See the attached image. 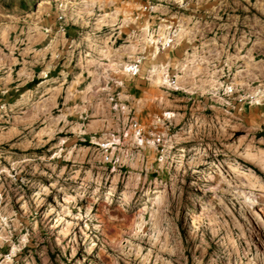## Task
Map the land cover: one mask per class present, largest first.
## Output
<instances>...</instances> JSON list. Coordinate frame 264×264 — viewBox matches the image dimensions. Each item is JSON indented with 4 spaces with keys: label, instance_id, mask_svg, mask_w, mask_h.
<instances>
[{
    "label": "rangeland",
    "instance_id": "rangeland-1",
    "mask_svg": "<svg viewBox=\"0 0 264 264\" xmlns=\"http://www.w3.org/2000/svg\"><path fill=\"white\" fill-rule=\"evenodd\" d=\"M0 264H264V0H0Z\"/></svg>",
    "mask_w": 264,
    "mask_h": 264
},
{
    "label": "built area",
    "instance_id": "built-area-1",
    "mask_svg": "<svg viewBox=\"0 0 264 264\" xmlns=\"http://www.w3.org/2000/svg\"><path fill=\"white\" fill-rule=\"evenodd\" d=\"M166 35L169 37V41H167L165 43L164 39L162 38L163 42H161V43L165 44L164 46H166V45L169 46L172 43V41L176 40L175 39L176 36L173 35L172 33H170V34L168 33ZM153 40H155V39H153ZM154 42H157V41H154ZM136 68H137V66L135 65L134 70H136ZM228 90H229L230 93H233V89L232 88H228ZM130 129L133 131L135 137H137L140 140V142L143 143L144 142V134H143V130H142L139 122L136 121V120L132 121V123L130 125ZM150 136L151 137H149L150 139L149 138L147 139L148 140L147 142L152 143L155 146L163 145V143H164V134L163 133L154 131V132L150 133Z\"/></svg>",
    "mask_w": 264,
    "mask_h": 264
},
{
    "label": "bare ground",
    "instance_id": "bare-ground-1",
    "mask_svg": "<svg viewBox=\"0 0 264 264\" xmlns=\"http://www.w3.org/2000/svg\"><path fill=\"white\" fill-rule=\"evenodd\" d=\"M46 3V2H45ZM46 5V4H45ZM43 6V5H42Z\"/></svg>",
    "mask_w": 264,
    "mask_h": 264
}]
</instances>
